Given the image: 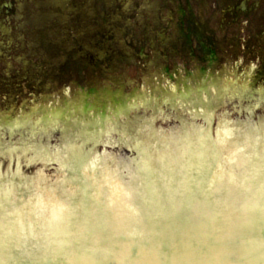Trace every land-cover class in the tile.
Returning <instances> with one entry per match:
<instances>
[{
    "label": "flooded vegetation",
    "instance_id": "af4514ba",
    "mask_svg": "<svg viewBox=\"0 0 264 264\" xmlns=\"http://www.w3.org/2000/svg\"><path fill=\"white\" fill-rule=\"evenodd\" d=\"M46 2L0 0V28L6 21L13 22L14 16H18L14 23L23 27L19 37H28L38 45L43 35L44 19L55 16L59 22V10L55 15L44 11L51 7ZM62 2L64 0L56 5ZM100 3L99 10L94 0L85 5L79 4V9L73 12L70 19L73 27H70L68 41L76 46L71 56L72 72L53 74L44 57L38 59L39 76L30 79L29 93L41 97V100L47 99L48 107H51L34 111V115L41 117L36 123L39 125L38 134L31 135V138L47 137L60 143L66 135L62 130L71 125L78 130H87L100 142L110 137L119 144L127 141L131 147L134 139L127 133L129 125L142 127L148 134L155 132L162 120L174 123L179 129L181 118L194 129L204 128L214 120V127L208 124L213 137L216 126L229 125L230 130L240 131L241 124H258L264 118V88L259 87L264 76V0H149L145 9L151 16L155 17L157 9L166 18L162 23L163 41H156L158 44L150 41L149 49L148 42L140 40L139 33L128 41L122 39L123 33L115 35V39L107 40L113 41L108 45L101 22L112 13V5L111 0H100ZM85 9L92 10L93 18L89 21L83 17ZM88 24L93 26V47L103 51L106 46L110 48V44L113 45L111 58L86 54L89 48L84 38ZM14 30L9 28L5 34L12 36ZM133 30L126 32V36L129 37L128 33ZM100 66L112 69L101 75L97 70ZM142 84L153 89L152 97L153 93L160 94L163 98L158 103L160 107L155 105V97L152 99L149 94H144ZM1 89L4 87L0 86ZM81 91L84 92L82 112L78 109ZM107 104L117 109L111 117L104 112ZM90 106L93 111L87 113ZM165 109L171 112V118H167V113L163 112ZM0 122V155L16 147L17 138L29 140L30 135H26L28 123H5L1 116ZM105 125L110 126L106 133ZM191 133L194 136L193 129ZM178 141L181 143L183 139L178 136ZM98 147L100 145L95 150ZM36 152L30 151L29 154ZM66 153L61 151L59 162L48 155L46 166L40 169L54 175L62 173L60 187H76L72 181L65 180L68 171L64 165L70 156ZM130 156L131 151L125 149L121 165L125 162L128 169L117 168L111 176L122 184L124 179L131 178L134 185L136 174L126 159ZM97 158L100 159L99 156ZM101 169L100 166V172ZM122 173L126 174L123 179Z\"/></svg>",
    "mask_w": 264,
    "mask_h": 264
},
{
    "label": "water",
    "instance_id": "95a60500",
    "mask_svg": "<svg viewBox=\"0 0 264 264\" xmlns=\"http://www.w3.org/2000/svg\"><path fill=\"white\" fill-rule=\"evenodd\" d=\"M259 87L264 88V79H262ZM142 88H144L145 94L152 95L153 89H151V87L142 84ZM80 95L81 105L78 109L82 112L84 109L82 101L84 92L81 91ZM153 96L155 97L154 101L156 103H161L163 98L161 99L160 94L153 93ZM131 104L133 105L134 103L131 102ZM42 107L48 109V100H41V97H39L0 107V116L3 118H9V121L24 120L31 110L37 111ZM116 110V108L107 104L104 112H107L106 115L111 117ZM92 111L93 108L91 106L88 107L87 113ZM164 113H167V118H171L170 116L172 115L169 110L165 109ZM100 116L101 115L98 117ZM250 116H252V113H250ZM35 118L36 117L32 118L31 123L37 121ZM263 120L264 118L260 121V124H254L251 122L246 125H240L241 134H251L252 142L256 145L255 150L257 153H259L260 147L264 145V139L256 141V136L264 135ZM166 122L168 128L171 125L175 126V124L170 123V121ZM249 125H252L253 127L250 129L248 127ZM227 126L228 127L224 125L218 129L217 137L221 148L225 147V149H231L234 147L228 152L229 156L226 158V162L233 164L231 161H235V164H233V167H231V165L222 166L223 173L219 175H216L215 171L217 170H214L213 176L215 177L216 184L213 191V198L218 201H225L222 210V217L226 221L228 241L235 240L240 227L246 226L245 231L248 233V237L246 240L241 241L238 246L231 247L221 245L210 252L206 251L203 248V242L206 239L207 229L203 227V225L196 227L195 224H180L176 222V218L172 214L170 201L174 197L176 208H180L181 198L179 195H175L170 189V181L166 173L163 170H159L160 161L157 159L155 160L158 169L156 175L160 179L157 187V196L153 203L146 206L140 197V193L138 191L130 192L125 184L123 188H120L121 192H124L122 195H119L118 189H115L113 192L109 190L104 191L105 187L102 188L101 191L97 190V192L103 193L111 212V220H108L107 218L103 219L109 226L112 239L103 249L98 251V246L104 242L102 236L97 234L93 237L94 243L92 244V252L83 258H79V252L75 247V240L78 235L76 233L75 224H80L79 218H76L74 224L69 226L70 230L67 234H65L63 229L53 231L52 229L45 228L43 227V221H41L42 228L39 237L32 228L31 220H29L28 229L21 228L17 239V246L12 252L0 248V264H264V211L261 210L257 203L258 201L264 202V195H262L259 190L254 191L252 194L244 193L236 187L239 180L243 179V173L247 165H245L238 156L236 152L237 145L232 142L230 137L237 129L230 130V126ZM178 127L162 134L164 143L169 141L173 145L175 141L174 139L180 136V129H177ZM135 128H138L139 130V136L143 141L142 146L146 147L147 143L150 141L154 143V145L157 144L159 139L155 138L154 132L147 134L146 131H143L142 127L135 126ZM104 129L107 130L105 133L109 130L106 126H104ZM188 131L189 130H187V132ZM127 133L129 135V131ZM153 134L154 139L151 138ZM64 138L62 139V142L56 146L54 152H52L51 143L47 137L45 139L35 138L32 139V142L35 141V146L38 151L43 148L45 154L53 153L55 156L60 157L61 151H64V153L67 151L66 155L76 151L75 146L80 142L79 132L72 135L66 134ZM96 140V144H98L99 140L97 138ZM107 141L110 144V148L104 149V153L100 155V159L94 157L92 163V165H94L99 160L101 163L103 161L101 167L103 177L107 178L106 180L111 176V173L117 171V168L123 170L128 169L126 165L122 166L120 163L123 161L121 154H116L111 149L113 141L111 139H107ZM55 143L56 140L54 139L52 144ZM30 146H33V144ZM25 147L26 144L24 148L18 146L13 147L10 148L8 152L4 153L9 154L8 156L4 154L0 155V157H2L0 161H4V163L0 162V190L5 189L8 184H10L11 187L13 182L25 181L27 179V177H22L12 182L9 178H2L3 172L11 174L16 171L14 169L15 163L17 164V167L22 166L24 171L29 165L34 166L38 161H44L47 158H44L45 156H43L42 151H40L39 155L31 156L30 161L27 160L28 157L21 159L23 156H27L26 150L28 149ZM122 148L123 147H121V149ZM183 148H181V152H175L173 155L170 154V158H168L170 162L172 161L171 165L175 170L172 173V176L175 178V184L177 187H182V178L181 175H179V172L183 165ZM152 151L155 152L156 149ZM162 151H164L163 148ZM248 151L251 152L252 149H248ZM164 155L167 157L168 154L165 153ZM17 160L20 161L16 162ZM252 161L254 170L258 172L261 163H264V161L260 160L259 155H253ZM217 165L220 166V160ZM42 166L44 167V164H42ZM237 172L241 175L235 183L230 184L229 180L232 176H235ZM41 176L42 180L47 179L49 181L51 178V174L47 172L43 173ZM135 179V189H142L141 181L137 175ZM51 185L52 183L46 184V189ZM106 185L107 184H105V186ZM116 185L118 187L119 182H117ZM12 187L18 186H13L12 184ZM74 188L75 186L71 187L69 191L67 190L70 195ZM11 190L12 199L15 201L18 199L16 195L17 192L15 193L16 198H13V189ZM17 190L23 191L25 189L22 188ZM23 199H27V197L25 196ZM60 199L59 196L53 197L54 205L58 204ZM145 207L148 208L147 215H145L144 212ZM77 211H79L78 208ZM37 214L39 216V212H37ZM192 214L196 218V223L199 224L200 217L197 207H193ZM101 219V217H96L95 223H100ZM212 227L215 229L218 227V224L214 223ZM29 232H31V238L28 236ZM121 233L123 235H121ZM216 239L220 240L221 235L217 234ZM163 241H167L170 245H175L178 250L172 260H165L159 255L160 250L163 248ZM133 245L136 247H132ZM61 250L66 253L67 259L60 254ZM130 250L133 253V256L126 260L125 257L128 256ZM73 257L77 258L73 259Z\"/></svg>",
    "mask_w": 264,
    "mask_h": 264
},
{
    "label": "snow or ice",
    "instance_id": "6c2138e0",
    "mask_svg": "<svg viewBox=\"0 0 264 264\" xmlns=\"http://www.w3.org/2000/svg\"><path fill=\"white\" fill-rule=\"evenodd\" d=\"M181 120L180 136L186 141L183 151V165L179 172L182 178V187H177L175 184V178L172 176L175 170L169 159L160 149H156L155 152L146 151L142 147L143 141L139 136V130L133 125H129L128 130L134 139L132 147L135 149L136 155L126 157V159L134 173L139 177L142 189H135L131 178L124 179V184L130 192L138 191L146 206L153 203L157 196L160 179L156 175L158 169L155 160L158 159L160 161L159 170L166 173L170 181V189L181 198L180 208H176L174 197L170 201L172 214L176 218V222L195 224L196 227L203 225L207 229L206 239L203 242V248L206 251L210 252L221 245L236 247L248 237V233L245 231L246 226L240 227L235 240L228 241V229L226 221L222 217L225 201H218L213 198L216 184L213 172L220 160V150L217 148L216 140L212 137L211 129L208 126V124H211L214 127V120L209 121L204 128L194 130L193 137H189L187 133L189 122L184 121L183 118ZM89 123L91 126V122ZM248 127L251 129L253 126L249 125ZM62 131L68 135L79 131L80 142L75 146L76 151L71 153L68 162L64 165L68 171L65 180L72 181L76 187L70 195L67 189L61 186L58 191V196L61 199L56 205L53 202L51 187L47 189L41 185H37L35 188L27 187L25 190L16 193L18 199L15 201L12 199L10 186L0 190V248L6 249L8 252H12L16 248L20 230L21 228L28 229L29 220H31L32 228L39 237L42 228L41 221H43V227L53 231L63 229L67 234L70 230L69 226L74 224L76 218H79L80 224H75L76 233L78 234L75 247L79 252V258H83L92 252L93 237L95 235L100 234L104 242L98 246V251L103 249L112 239L109 226L103 219L111 220V212L103 193L97 192V185L101 187L105 185L104 177L99 170L100 162L98 161L93 167H89L92 146L97 143V140L87 130H78L71 125H66ZM151 138L154 139V135ZM231 139L237 145L236 152L238 156L247 165L243 173V179L239 180L236 187L244 193L252 194L254 191L259 190L264 195V163H261L260 170L257 172L254 170L252 161L253 155H259L260 160L264 161V145L260 147L259 153H257L251 134H241L239 129L232 133ZM262 139H264V135L256 136V141ZM159 143L160 141H157V144ZM248 149H252V151L249 152ZM231 163L235 164V161H231ZM82 168L85 171L94 172V174L82 175ZM124 175L126 174L122 173V179ZM240 175L237 172L235 176L231 177L229 183H235ZM106 190L104 188V191ZM25 196L27 199H23ZM257 203L264 211V202L258 201ZM194 206L197 207L199 213V224L196 223V218L192 214ZM77 208L79 211H77ZM37 212H39V216ZM144 212L145 215L148 214L147 207L144 208ZM96 217L102 218L100 223H95ZM214 223L218 224L215 229L212 227ZM217 234L221 235L220 240L216 239ZM121 235L123 234L121 233ZM28 236L31 238V232L28 233ZM162 244L160 257L165 260H172L178 251L176 246L168 244L167 241H163ZM132 247L136 246L133 245ZM60 254L67 259L63 250ZM132 256L133 253L130 250L125 259L128 260ZM76 258L73 257V259Z\"/></svg>",
    "mask_w": 264,
    "mask_h": 264
},
{
    "label": "rangeland",
    "instance_id": "374dc122",
    "mask_svg": "<svg viewBox=\"0 0 264 264\" xmlns=\"http://www.w3.org/2000/svg\"><path fill=\"white\" fill-rule=\"evenodd\" d=\"M59 1L47 0L46 2L53 9L48 7L44 11L55 15L56 10H59L61 14L59 13L58 15L59 22L55 16L44 19L42 24L43 35L38 45L31 42L32 40H29L30 38L28 37L24 38L23 35H21L22 38L19 37L23 32V27H17L16 23H14L17 22L16 17L18 16H14L13 22L5 19L6 22L0 28V86L4 87L3 90H0V107L39 98L29 93V81L30 79H37L39 76L38 59L40 57H44L49 71L53 74L72 72L74 70L71 56L76 46L68 41V34L73 27L70 19L73 16V12L77 8L79 9V4L85 5L90 3L91 0H64L61 5L59 4L60 6L56 5ZM148 1L111 0L112 13L106 15L101 22V29L105 31L108 45L113 43V41L107 42L108 39L113 40L115 35L118 36L122 33V39L127 41L136 37L137 35L135 36V34L139 33L140 40L148 42V49L150 41L156 44L163 41L162 23H164L166 18L162 17V14H159L157 9L154 11L155 17L153 18V15L151 16L150 12L145 9V4ZM94 3L96 9L99 10L101 8L100 0H94ZM82 14L88 21L93 18L91 9H85ZM99 14L101 15V13ZM9 28L15 29L12 36L11 34H5V31ZM68 28L70 29L67 30ZM133 28L134 30L132 33L129 32V37H127L126 32ZM92 31L93 26L88 24L85 30L86 37L84 38V43L89 48V53L86 54L102 56L104 59L107 56L111 58L114 52V48H111L113 45L110 44V48L106 46L103 49L104 52L101 48L93 47L95 37H92ZM111 69L101 66L97 68L101 75H106V71ZM46 72L50 75L47 69ZM262 79H264V76ZM27 93L29 94L27 95Z\"/></svg>",
    "mask_w": 264,
    "mask_h": 264
},
{
    "label": "bare ground",
    "instance_id": "6f19581e",
    "mask_svg": "<svg viewBox=\"0 0 264 264\" xmlns=\"http://www.w3.org/2000/svg\"><path fill=\"white\" fill-rule=\"evenodd\" d=\"M154 44H156L155 42H154ZM152 70V69H151ZM150 73H151V71H150Z\"/></svg>",
    "mask_w": 264,
    "mask_h": 264
}]
</instances>
